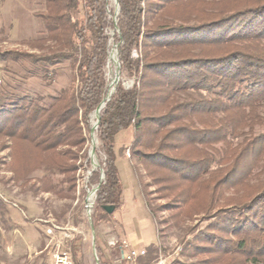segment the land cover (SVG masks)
Wrapping results in <instances>:
<instances>
[{
	"label": "trees",
	"instance_id": "obj_1",
	"mask_svg": "<svg viewBox=\"0 0 264 264\" xmlns=\"http://www.w3.org/2000/svg\"><path fill=\"white\" fill-rule=\"evenodd\" d=\"M116 1L121 71L138 84H119L100 112L97 137L106 160L94 229L110 217L103 207L120 208L114 144L132 128L130 153L149 180L139 185L154 222L164 211L168 228L206 222L190 229L181 256L194 259L189 264H264V0ZM35 16L55 50L0 52V62L70 60L78 85L56 97L4 94L0 139L9 146L15 181L42 171L45 190L67 198L75 191L83 130L106 97L104 30L114 22L107 0H44ZM91 180L98 184L99 173ZM150 185L164 204H152ZM157 250L149 247L138 264H152Z\"/></svg>",
	"mask_w": 264,
	"mask_h": 264
},
{
	"label": "rangeland",
	"instance_id": "obj_2",
	"mask_svg": "<svg viewBox=\"0 0 264 264\" xmlns=\"http://www.w3.org/2000/svg\"><path fill=\"white\" fill-rule=\"evenodd\" d=\"M107 1L110 17L114 22L113 28L108 27L104 30L108 37L107 63L104 69L108 93L109 84L113 81L116 70H118L117 63H119L120 73L118 85L120 84L122 88L128 90L138 82L134 76H126L121 71L118 50L120 43L114 39V35L119 34L118 28H115L116 21H114V16L119 13V6L116 0ZM43 11L44 0H0V52L17 51L38 56L50 55L55 50V46L52 42L43 41L46 39L44 25L35 16ZM82 16V14L77 15V17ZM111 53H114L115 60L110 58ZM138 55L139 51L134 50L131 56L136 60ZM71 65L70 60L46 66L41 63L33 64L29 61L0 62V97L4 94L18 97L24 95L56 97L62 90L75 88L78 85L73 81L74 72ZM94 112L88 118V126L82 125L85 127L83 134L86 137V143L79 151L75 162V191L67 198H61L45 190L42 183L44 176L42 171L33 172L27 182L15 181L11 167L14 162L10 156L9 146L5 140L0 139V201L6 207L5 213L0 214L3 221L0 223V264H46L49 259V251L46 250L48 241L44 234L45 222H48V225L55 224L72 229L71 248L77 264H97L96 259L99 264H124L120 262L117 250L118 242L123 240L121 225L117 218L122 210L118 208L108 219L98 222L94 229V239L85 210L87 196L92 187L101 184L102 176L98 168L92 171L90 159L94 160V163L98 164L102 170L106 160L102 144L97 137V130L93 136L91 135V129L95 125ZM261 131L262 129L256 128L257 133ZM132 136V128L118 136L117 146L114 144L116 166L122 187L123 184L125 188L130 187L134 179L143 199L142 193L144 192L139 183L147 184L149 180L144 174L140 161L130 153ZM94 139L95 143H93ZM92 145H95L94 157L90 155ZM118 146L120 149H117L116 152L115 147ZM90 172L91 175H89ZM93 172L99 173L98 184L92 183ZM154 190L153 185L146 189L151 193L149 198L152 204L156 206L164 204L166 200H157ZM231 193H227V195ZM94 201L91 217L96 213L95 198ZM129 207V212L137 211L134 205L130 204ZM139 212L138 210L137 213ZM143 215L142 218L147 219L148 229H153V227L155 229L159 244L156 259L161 251L165 256L172 255L168 259V264L193 262L194 259L181 256V248L184 242L190 238L188 235L190 229L196 227L197 231H200L206 226V222L197 220L168 228V223H165L169 220L167 211L156 215V223L149 213ZM137 218H141V216L138 215ZM93 243L95 244V253L92 247ZM144 249L147 255L148 248Z\"/></svg>",
	"mask_w": 264,
	"mask_h": 264
},
{
	"label": "built area",
	"instance_id": "obj_3",
	"mask_svg": "<svg viewBox=\"0 0 264 264\" xmlns=\"http://www.w3.org/2000/svg\"><path fill=\"white\" fill-rule=\"evenodd\" d=\"M91 163H94V160L90 159ZM92 171L96 170L92 165ZM91 171V172H92ZM91 172L89 175H91ZM100 183H103V177H101ZM100 185V184H99ZM97 186L92 187L91 192H89L87 199L85 201V210L88 215V211L91 213L94 205V198L96 199V193L94 192L97 189ZM88 203L91 204V207H88ZM44 234L48 241L46 245V250H48V262L46 264H77L73 258L71 240L73 237L72 229L68 227H61L55 224L48 225V222H45ZM118 256L120 262L124 264H136L140 258L146 256L145 249L135 248L131 246L126 240H122L117 244ZM178 252V250H177ZM172 255L165 256L159 251L157 259L153 264H168V259Z\"/></svg>",
	"mask_w": 264,
	"mask_h": 264
},
{
	"label": "crops",
	"instance_id": "obj_4",
	"mask_svg": "<svg viewBox=\"0 0 264 264\" xmlns=\"http://www.w3.org/2000/svg\"><path fill=\"white\" fill-rule=\"evenodd\" d=\"M126 131H123L116 136L115 146H117L116 141L118 136L124 134V132ZM115 148H116L115 150L116 152L117 149H120L119 146ZM121 157L124 156L121 155ZM116 163H117V159H116ZM132 182H133L132 185H130V187L127 188H125L123 184L122 199L119 208L122 211L121 214L117 216L118 221L121 225V230H122L121 235L123 237V240H126L131 246L135 248L144 249L152 246H156L159 248L154 227L153 229L152 228L148 229V226H146L148 225L147 219L146 218L144 219V217L142 218V216H144L143 214L148 213V210L143 202L141 192L139 191V188L137 187V184L135 183L134 179ZM130 204L134 205V207L137 208V211L129 212ZM138 210L140 211L139 213H137ZM137 214L140 215L141 218H137L138 217Z\"/></svg>",
	"mask_w": 264,
	"mask_h": 264
},
{
	"label": "water",
	"instance_id": "obj_5",
	"mask_svg": "<svg viewBox=\"0 0 264 264\" xmlns=\"http://www.w3.org/2000/svg\"><path fill=\"white\" fill-rule=\"evenodd\" d=\"M119 11V10H118ZM118 16V13L116 14V16H114V21H116V17ZM115 28L117 29L116 27V22H115ZM117 69L116 70V73L114 75V81L111 82V84L109 85V88L112 87L111 90L108 91L105 99L101 102L100 106L95 110L94 112V115L96 117V124L94 125V127L91 129V135L93 136L94 135V132L97 130L98 128V123H99V120H100V112H101V109L105 106L106 102L110 100L112 94L114 93V91L116 90V87L118 85V81L120 79V73H119V63H117ZM93 138V137H92ZM90 155L91 157H94L95 155V147L94 145H92V148H91V151H90ZM91 165L94 167V168H98L99 171H100V174L102 175L101 177H103V170L99 168V165L98 164H95V163H91ZM99 189V185L97 187V189L94 191L95 193L97 192V190ZM88 207H91V204L88 203ZM103 210L108 214V215H111L113 212H114V207L113 206H105L103 207ZM88 220H89V224H90V229H91V233H92V236H93V239H94V227H93V224H92V217H91V213L88 211ZM94 242V241H93ZM92 247H93V251L95 253V244L93 243L92 244ZM96 263L99 264V261L96 259Z\"/></svg>",
	"mask_w": 264,
	"mask_h": 264
},
{
	"label": "bare ground",
	"instance_id": "obj_6",
	"mask_svg": "<svg viewBox=\"0 0 264 264\" xmlns=\"http://www.w3.org/2000/svg\"><path fill=\"white\" fill-rule=\"evenodd\" d=\"M113 50V49H112ZM110 58H112L113 60H115L116 59V57H115V55H114V53H111L110 54ZM110 62V61H109ZM111 63V62H110ZM114 63V62H113ZM109 71V70H108ZM114 81V80H113ZM110 85V84H109ZM112 89V87H110V90ZM92 119V118H91ZM93 119H94V124H96V117H95V115H93ZM93 143H95V139H94V141H93ZM95 146V145H94Z\"/></svg>",
	"mask_w": 264,
	"mask_h": 264
}]
</instances>
